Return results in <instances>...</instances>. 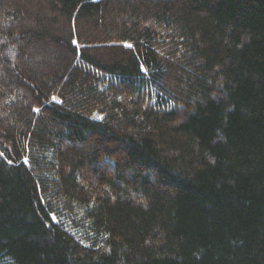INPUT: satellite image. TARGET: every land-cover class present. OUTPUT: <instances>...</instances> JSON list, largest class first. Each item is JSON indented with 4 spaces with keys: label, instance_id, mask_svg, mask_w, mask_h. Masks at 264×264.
Here are the masks:
<instances>
[{
    "label": "trees",
    "instance_id": "1",
    "mask_svg": "<svg viewBox=\"0 0 264 264\" xmlns=\"http://www.w3.org/2000/svg\"><path fill=\"white\" fill-rule=\"evenodd\" d=\"M0 264H264V0H0Z\"/></svg>",
    "mask_w": 264,
    "mask_h": 264
},
{
    "label": "snow or ice",
    "instance_id": "2",
    "mask_svg": "<svg viewBox=\"0 0 264 264\" xmlns=\"http://www.w3.org/2000/svg\"><path fill=\"white\" fill-rule=\"evenodd\" d=\"M129 47H131V45H129ZM53 99H55V97ZM53 219H55V217H53Z\"/></svg>",
    "mask_w": 264,
    "mask_h": 264
}]
</instances>
